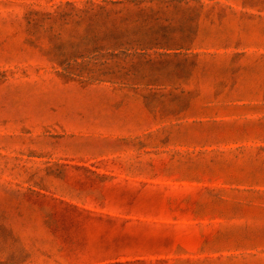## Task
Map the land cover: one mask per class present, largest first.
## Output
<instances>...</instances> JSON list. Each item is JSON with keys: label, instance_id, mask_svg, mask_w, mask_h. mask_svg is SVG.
I'll return each mask as SVG.
<instances>
[{"label": "rangeland", "instance_id": "rangeland-1", "mask_svg": "<svg viewBox=\"0 0 264 264\" xmlns=\"http://www.w3.org/2000/svg\"><path fill=\"white\" fill-rule=\"evenodd\" d=\"M0 264H264V0H0Z\"/></svg>", "mask_w": 264, "mask_h": 264}]
</instances>
